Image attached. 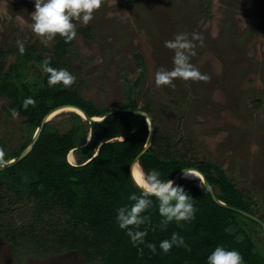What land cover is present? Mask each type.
I'll use <instances>...</instances> for the list:
<instances>
[{"label":"rangeland","instance_id":"obj_1","mask_svg":"<svg viewBox=\"0 0 264 264\" xmlns=\"http://www.w3.org/2000/svg\"><path fill=\"white\" fill-rule=\"evenodd\" d=\"M33 11V0H0V69L15 60L7 50H17V41L53 53L56 40L31 29ZM93 17L87 26L74 21L77 35L63 59L53 57L54 68L71 72L76 77L72 87L99 108L119 107L129 91L138 108L151 104L154 128L159 126L171 143L184 142L183 148L176 146L178 153L197 163L221 166L264 218V0H103ZM179 32L203 36V46L194 42L197 54L191 62L210 80L177 78L173 85L157 87L155 72L173 67L174 53L164 43ZM35 70L30 68L26 79ZM37 70L43 74L40 66ZM8 102L0 98V147L6 154L30 133L24 117ZM72 114L76 113L60 112L47 123L67 131ZM145 122L149 131L147 118ZM69 153L67 160L75 164L78 152ZM32 206L24 196L19 204L9 205L12 211L0 215V223H6L3 229L19 230L33 222ZM247 228L259 245L260 232ZM0 264L95 263H82L72 251L40 257L31 246H14L0 234Z\"/></svg>","mask_w":264,"mask_h":264},{"label":"trees","instance_id":"obj_2","mask_svg":"<svg viewBox=\"0 0 264 264\" xmlns=\"http://www.w3.org/2000/svg\"><path fill=\"white\" fill-rule=\"evenodd\" d=\"M54 39V50L49 55L33 45L25 46L23 55L18 49L7 50L9 54L14 53L15 60L6 69H0V98L8 99V107L24 117L30 133L17 149L5 153L0 165L18 156L29 145L41 119L51 109L69 104L90 117H102L111 109L85 101L72 86H48L47 74L40 73L37 66L42 69L48 58L50 66L54 67L53 57L63 59L71 43H66L58 34ZM30 68L36 70L26 79ZM132 93L129 91L126 102L119 108H138ZM27 97H32L36 103L24 109L22 103ZM142 110L152 116L151 104H146ZM72 116V125L67 131L45 123L29 152L0 171V215L11 212L13 208L9 205L19 204L23 196L34 203V220L25 224L27 227L23 226L27 235L23 227L7 230L3 229L6 223H0V234L5 240L14 246H31L40 257L76 252L82 263L206 264L207 255L217 245H223L239 251L245 264H264L261 227L215 203L203 184L184 180L176 183L182 184L192 196L196 208L194 218L163 226L153 197L154 206L143 213L150 221L140 226V230L148 233L145 244L134 247L125 230L118 227L116 212L119 207L131 203L128 199L131 193L139 195L130 179L128 165L145 144L148 135L145 118L120 111L102 121L89 123L78 114ZM152 119L154 121L153 116ZM167 136L155 126L151 145L139 159L145 170L156 169L161 178L167 180L181 168L196 167L205 175L220 201L256 214L252 201L243 198L221 166L185 159L183 152L180 154L176 150L177 145L183 148L184 142L177 139L171 143ZM73 149L79 154L75 164L67 160V154ZM247 225L260 232L263 240L259 245ZM173 232L184 237L187 247L174 246L164 253L158 244L169 239ZM148 242L157 244L155 253L146 247Z\"/></svg>","mask_w":264,"mask_h":264},{"label":"clouds","instance_id":"obj_3","mask_svg":"<svg viewBox=\"0 0 264 264\" xmlns=\"http://www.w3.org/2000/svg\"><path fill=\"white\" fill-rule=\"evenodd\" d=\"M33 2L34 11L31 12L33 33L46 40H52L58 34L67 43L77 35L74 21L87 26L93 20L94 11L101 7L103 0H33ZM196 41L203 46V36L197 32L191 34L179 32L173 39L165 41L164 46L174 53L173 67L170 70L161 67L155 72L154 83L157 87L173 85V81L177 78L184 81L207 82L210 80V76L202 73L191 62L192 57L197 54L194 43ZM17 48L19 54L23 55L25 46L22 41H17ZM42 70L47 74L49 87L56 85L71 87L76 81V77L66 68L58 69L50 66L48 58L44 60ZM35 103L32 97H27L22 107L27 109L30 105L35 106ZM12 115L15 117L18 113L14 111ZM4 156V149L0 147V160H3ZM130 167L139 195L136 192L131 193L128 197L131 203L117 209L116 222L121 230H125L134 247L145 244L148 233L146 230H140V226L150 221V217L143 213L154 206L153 197L158 213L162 217L163 226L166 227L173 221H189L194 218L196 208L193 205L192 196L182 184L174 182L173 179H162L161 173L156 169L145 171L139 161L133 162ZM181 177L187 179L193 176L188 170L182 169ZM174 246L187 247L184 237L175 232L169 239L161 240L158 244L159 249L164 253L169 252ZM146 247L153 253L157 250L156 243L148 242ZM206 264H245V261L239 251L217 245L207 255Z\"/></svg>","mask_w":264,"mask_h":264},{"label":"water","instance_id":"obj_4","mask_svg":"<svg viewBox=\"0 0 264 264\" xmlns=\"http://www.w3.org/2000/svg\"><path fill=\"white\" fill-rule=\"evenodd\" d=\"M62 106H73V105H69V104H65V105H59L53 109H51L47 114H45L43 116V118L41 119L40 123H39V126L37 127L32 139H31V142L29 143V145L18 155L16 156L15 158L9 160L8 162L4 163V164H1L0 165V171L7 168V167H10L11 165L15 164L16 162L20 161L28 152L29 150L31 149V147L33 146V144L35 143L36 139L38 138V135L39 133L41 132L42 130V127L45 123H47L50 118H48V114L51 113L52 111L62 107ZM76 107V106H74ZM78 108V107H76ZM83 116H84V120H87L89 123L91 122H99V121H102L103 119H105L106 117H108L109 115L113 114V113H116V112H120V111H123V112H130V113H133V114H136V115H140L144 118H147L148 120V124H149V131H148V135H147V138H146V141H145V144L143 146V149L131 160V162L129 163L128 165V172H129V176H130V179L132 181V183L134 184V178L131 174V165H133V162L135 161H139L140 157L142 156V154L149 148V146L151 145V142H152V136H153V133H154V126H153V123H152V118L151 116L145 111V110H142L140 108H136V109H121L119 107L117 108H111L109 109L100 119L96 120L94 119V117H90L88 116L87 114H85V112L78 108ZM188 168H193L195 170H197L201 175H202V180L201 183L204 185V187L206 188V190L208 191V193L210 194L212 200L217 203L218 205L224 207V208H227V209H230L240 215H242L243 217L255 222L256 224H258L263 233H264V220H262L259 216H257L256 214H253V213H250L248 211H245L241 208H238V207H235V206H230V205H227L226 203L220 201L217 197H216V194L214 192V189L213 187L211 186V184L209 183V181L206 179L205 175L199 170L197 169L196 167H184V168H181L179 169L176 174L174 175V177L172 178L174 180V182H178L179 180H184L182 177H181V170L182 169H188ZM135 185V184H134ZM136 186V185H135ZM137 187V186H136Z\"/></svg>","mask_w":264,"mask_h":264},{"label":"bare ground","instance_id":"obj_5","mask_svg":"<svg viewBox=\"0 0 264 264\" xmlns=\"http://www.w3.org/2000/svg\"><path fill=\"white\" fill-rule=\"evenodd\" d=\"M63 111L74 112V113L78 114L79 116H81L82 118H84L82 112L78 108H76L74 106H62V107L52 111L51 113H49L48 114V118H52L54 115H56V114H58L60 112H63ZM100 118L101 117H94V119H96V120H98ZM68 156H69L68 157L69 159H72L70 153L68 154ZM185 170H188V172L193 176V177L187 178L188 180H202V175L197 170H195L193 168H188V169H185ZM131 174H132V168H131Z\"/></svg>","mask_w":264,"mask_h":264}]
</instances>
